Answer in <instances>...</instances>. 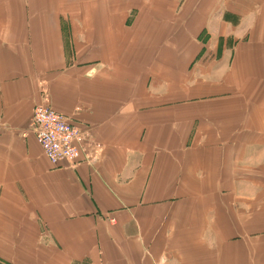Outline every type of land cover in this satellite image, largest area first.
I'll return each mask as SVG.
<instances>
[{"label":"crops","instance_id":"0c3cea01","mask_svg":"<svg viewBox=\"0 0 264 264\" xmlns=\"http://www.w3.org/2000/svg\"><path fill=\"white\" fill-rule=\"evenodd\" d=\"M0 263L264 264V0H0Z\"/></svg>","mask_w":264,"mask_h":264},{"label":"built area","instance_id":"2783aa9c","mask_svg":"<svg viewBox=\"0 0 264 264\" xmlns=\"http://www.w3.org/2000/svg\"><path fill=\"white\" fill-rule=\"evenodd\" d=\"M30 131L43 155L52 167L76 165L81 159L91 157L97 151L91 137L83 134L62 114L53 110L46 95L34 106Z\"/></svg>","mask_w":264,"mask_h":264},{"label":"rangeland","instance_id":"374dc122","mask_svg":"<svg viewBox=\"0 0 264 264\" xmlns=\"http://www.w3.org/2000/svg\"><path fill=\"white\" fill-rule=\"evenodd\" d=\"M145 4V1L142 3V4H140L139 5V3H137V2H134V3H132L131 5H130V10H132V11H136V14H132V18H131V24H129L130 25V27L133 29L134 27L135 28H140V25H141V22L143 23V25L144 26H147L150 22H151V20H148V19H146V20H137L136 18H138V17H140V12L138 13V9L141 7V6H143ZM146 5H147V3H146ZM127 8V5H125L124 6V8L123 9H126ZM131 11V12H132ZM150 18V17H149ZM138 21H139V23H138ZM155 21H157V20H155ZM137 23V24H136ZM143 26V27H144ZM202 34V33H201ZM199 35L198 37H199V39H200V42H205L206 40H205V38H204V35L205 34H202V35ZM139 35L140 34H132L131 33V35H130V41H131V39H133L134 41H135V37L136 38H138L139 37ZM160 37H163V38H165V40H167V39H169V37L170 36H166V35H158L156 38H155V40L154 41H158L159 40V38ZM220 38H221V36H218V40H220ZM231 38H233V36H225V42L226 43H228V40L229 39H231ZM242 39V38H241ZM152 43V41L150 42V44ZM151 46V45H150ZM201 53H202V51H201ZM204 57V55H202V56H197V58H203ZM196 69H197V65H196ZM206 71H208V70H206ZM249 87H250V84H249ZM202 100H204V99H202ZM202 100H198V101H202ZM197 100L195 101V102H198ZM0 264H3V263H0ZM5 264V263H4Z\"/></svg>","mask_w":264,"mask_h":264}]
</instances>
